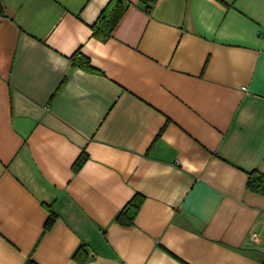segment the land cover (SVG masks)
Returning a JSON list of instances; mask_svg holds the SVG:
<instances>
[{"label": "crops", "instance_id": "1", "mask_svg": "<svg viewBox=\"0 0 264 264\" xmlns=\"http://www.w3.org/2000/svg\"><path fill=\"white\" fill-rule=\"evenodd\" d=\"M114 1L0 0V264H264V0Z\"/></svg>", "mask_w": 264, "mask_h": 264}, {"label": "trees", "instance_id": "2", "mask_svg": "<svg viewBox=\"0 0 264 264\" xmlns=\"http://www.w3.org/2000/svg\"><path fill=\"white\" fill-rule=\"evenodd\" d=\"M158 0H140V3L144 7L145 11L150 13L151 9L154 7V5L157 3ZM125 12V8L122 5L121 0H115L112 6L110 7V10L108 11V14H103L100 17L99 23H97L93 27L94 36L105 42L109 40L113 34V31L122 18L123 14ZM100 25V26H98ZM73 65L77 67H81L85 70H92L91 67V61L85 56L79 55L77 57V54L73 57ZM87 160V155L82 154L80 158H78L77 162L75 163V169L78 170L84 162ZM248 189L256 193L258 195L264 196V174L254 171L250 173L249 180H248ZM144 198L140 195H136L130 203L122 210V212L117 217V222L121 226L129 227L133 224L135 216L137 215L142 202ZM55 222V215L54 213L50 214L48 221L45 225L46 229H50ZM83 250V247L78 250L74 258H79V254H81V251ZM82 262H85L84 260H81ZM27 264H36L34 261H29Z\"/></svg>", "mask_w": 264, "mask_h": 264}, {"label": "built area", "instance_id": "3", "mask_svg": "<svg viewBox=\"0 0 264 264\" xmlns=\"http://www.w3.org/2000/svg\"><path fill=\"white\" fill-rule=\"evenodd\" d=\"M251 237V240L253 241V242H258V236L255 234V233H252V235L250 236Z\"/></svg>", "mask_w": 264, "mask_h": 264}]
</instances>
